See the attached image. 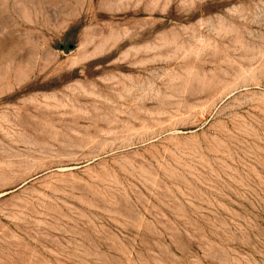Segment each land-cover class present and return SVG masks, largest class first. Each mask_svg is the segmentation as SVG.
Listing matches in <instances>:
<instances>
[{
	"label": "rangeland",
	"instance_id": "374dc122",
	"mask_svg": "<svg viewBox=\"0 0 264 264\" xmlns=\"http://www.w3.org/2000/svg\"><path fill=\"white\" fill-rule=\"evenodd\" d=\"M0 171V264H264V0H0Z\"/></svg>",
	"mask_w": 264,
	"mask_h": 264
},
{
	"label": "bare ground",
	"instance_id": "6f19581e",
	"mask_svg": "<svg viewBox=\"0 0 264 264\" xmlns=\"http://www.w3.org/2000/svg\"><path fill=\"white\" fill-rule=\"evenodd\" d=\"M4 169V168H3ZM3 171V170H2ZM1 172V171H0Z\"/></svg>",
	"mask_w": 264,
	"mask_h": 264
}]
</instances>
